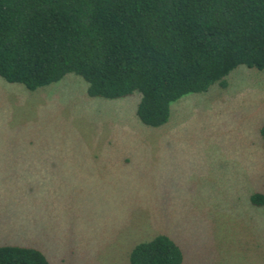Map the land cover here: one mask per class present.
<instances>
[{
    "label": "rangeland",
    "instance_id": "obj_1",
    "mask_svg": "<svg viewBox=\"0 0 264 264\" xmlns=\"http://www.w3.org/2000/svg\"><path fill=\"white\" fill-rule=\"evenodd\" d=\"M188 93L157 127L138 94L91 97L68 73L28 90L0 77V243L50 264H129L166 234L181 264H264V71Z\"/></svg>",
    "mask_w": 264,
    "mask_h": 264
},
{
    "label": "trees",
    "instance_id": "obj_2",
    "mask_svg": "<svg viewBox=\"0 0 264 264\" xmlns=\"http://www.w3.org/2000/svg\"><path fill=\"white\" fill-rule=\"evenodd\" d=\"M238 65L264 71V0H0L1 78L34 90L79 74L91 97L137 93L148 126L180 97L225 86ZM249 199L263 206L264 190ZM181 252L157 234L129 264H181ZM0 264L50 263L36 247L0 243Z\"/></svg>",
    "mask_w": 264,
    "mask_h": 264
}]
</instances>
